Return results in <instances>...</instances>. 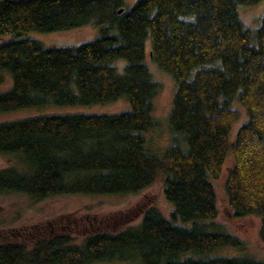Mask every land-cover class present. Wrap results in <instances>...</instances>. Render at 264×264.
I'll return each mask as SVG.
<instances>
[{"label": "trees", "instance_id": "trees-1", "mask_svg": "<svg viewBox=\"0 0 264 264\" xmlns=\"http://www.w3.org/2000/svg\"><path fill=\"white\" fill-rule=\"evenodd\" d=\"M1 0L0 114L55 106H95L120 99L128 111L39 116L0 124V195L34 202L58 196H124L161 181L169 218L154 207L118 233L68 236L30 248L0 244V264H264L239 256L210 258L244 243L215 223L211 182L220 177L234 219L260 218L264 246V15L255 30L237 9L262 0ZM93 23V40L44 48L28 33L67 32ZM148 57L174 84L166 147L152 152L153 101L159 90ZM122 61L121 71L115 63ZM3 77L0 76V84ZM238 104L246 115L240 120Z\"/></svg>", "mask_w": 264, "mask_h": 264}, {"label": "rangeland", "instance_id": "rangeland-1", "mask_svg": "<svg viewBox=\"0 0 264 264\" xmlns=\"http://www.w3.org/2000/svg\"><path fill=\"white\" fill-rule=\"evenodd\" d=\"M1 1V0H0ZM136 0H125V8L129 9ZM239 18L243 26L255 30L264 15V0L254 6H240ZM93 23L67 31L51 34L28 33L26 38L37 40L44 48L74 47L89 42L96 36ZM10 35L0 36V44L11 40ZM149 43H145V61L151 71L153 80L159 90L153 101L152 118L156 127L148 134H143L152 152H158L166 147L169 131L166 117L171 109L174 84L169 75L160 71L149 59ZM123 62L115 63L120 72ZM3 83L0 93L6 92L11 81L6 72H1ZM240 111V120L233 127L230 137L233 138L236 128L246 121V115L238 104L233 105ZM125 100L120 99L112 104L95 106H55L23 109L15 112L1 113L0 124L39 117L63 115H104L118 114L128 111ZM16 161L9 156H0V169L16 166ZM231 166L228 158L218 179L210 181L216 199L217 217L215 223L224 230L241 240L245 249L239 251L234 248L223 247L208 253L210 258H233L248 256L251 259L264 262V246L258 237L260 218L247 216L234 219L227 204L223 184L227 169ZM154 207L159 213L169 218L171 206L162 195L161 181L133 195L110 196H58L40 202H34L22 194L0 195V244L15 243L30 248L35 242L55 236H68L75 244L91 234L106 232L118 233L127 227L136 225L140 220V213L145 208ZM128 264V263H108Z\"/></svg>", "mask_w": 264, "mask_h": 264}]
</instances>
